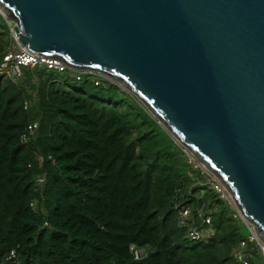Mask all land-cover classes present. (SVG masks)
Instances as JSON below:
<instances>
[{
	"label": "trees",
	"instance_id": "1",
	"mask_svg": "<svg viewBox=\"0 0 264 264\" xmlns=\"http://www.w3.org/2000/svg\"><path fill=\"white\" fill-rule=\"evenodd\" d=\"M7 49L0 40V64ZM31 122L37 135L22 144ZM196 172L113 81L78 83L46 69H24L20 83L0 76V264H11L13 249L19 264H239L248 231ZM184 205L213 209L210 242L186 238Z\"/></svg>",
	"mask_w": 264,
	"mask_h": 264
},
{
	"label": "water",
	"instance_id": "2",
	"mask_svg": "<svg viewBox=\"0 0 264 264\" xmlns=\"http://www.w3.org/2000/svg\"><path fill=\"white\" fill-rule=\"evenodd\" d=\"M19 43L138 99L264 241V0H0Z\"/></svg>",
	"mask_w": 264,
	"mask_h": 264
},
{
	"label": "built area",
	"instance_id": "3",
	"mask_svg": "<svg viewBox=\"0 0 264 264\" xmlns=\"http://www.w3.org/2000/svg\"><path fill=\"white\" fill-rule=\"evenodd\" d=\"M8 24L11 32V23L8 22ZM11 34L12 44L2 55V61L0 64V76H7L14 82L20 83L23 80L24 69H46L56 70L60 73L69 72L71 73V78H73L76 82L84 83L86 81H93L96 86L102 85L103 79H107L101 74L86 70H75L61 61L33 54L20 45L19 38L13 31V29ZM28 108L29 103L26 102L25 109ZM38 128V123L31 122L21 136L22 144H27L31 138H35ZM177 144L181 147L180 149L185 154L188 163L192 165L195 171L200 172L204 177L202 185L211 186L215 190L219 198L229 206L231 218L236 221L242 228H245L248 231L246 242L242 243L240 248L236 249L234 252V256L239 264H251L252 261L257 258H259V260L257 259L259 264H264V241L258 236L254 225H252L244 216V214L239 210L237 205L233 202L232 198L226 192L217 178L198 161L195 155H193L189 150H187L178 142ZM49 159L55 163V160L52 159V157H49ZM45 183V176L37 178V184L40 190H43ZM37 205V199L31 202V208L35 211L37 210ZM206 208L208 207L205 205L203 206V208L192 207L188 205L177 207L179 226L186 230V238L193 243H208L215 236L216 231L212 225L213 209ZM48 226V223H46L43 228H48ZM146 254L147 253H145L144 251H135V257L137 260L143 259L144 257H146ZM7 261L11 264H19L16 250H11L7 257Z\"/></svg>",
	"mask_w": 264,
	"mask_h": 264
},
{
	"label": "rangeland",
	"instance_id": "4",
	"mask_svg": "<svg viewBox=\"0 0 264 264\" xmlns=\"http://www.w3.org/2000/svg\"><path fill=\"white\" fill-rule=\"evenodd\" d=\"M13 24L11 23V32L9 28V24L5 17L0 13V40L2 42H5L8 47L12 44V29H13ZM123 89V88H122ZM129 93V92H128ZM131 94V93H130ZM132 95V94H131ZM152 115V114H151ZM153 116V115H152ZM154 117V116H153ZM155 118V117H154ZM156 119V118H155ZM158 124L162 125L159 121H157ZM177 143V142H176ZM178 145V144H177ZM179 146V145H178ZM180 147V146H179ZM181 148V147H180ZM181 150V149H180ZM196 176H198L200 179L199 181L204 180V177L201 175L200 172H196Z\"/></svg>",
	"mask_w": 264,
	"mask_h": 264
}]
</instances>
